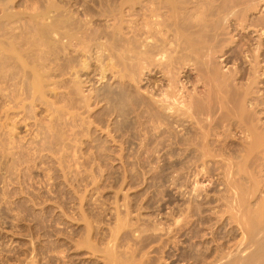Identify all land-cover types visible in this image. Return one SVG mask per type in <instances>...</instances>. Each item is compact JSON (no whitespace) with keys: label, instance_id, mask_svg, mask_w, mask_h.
Listing matches in <instances>:
<instances>
[{"label":"bare ground","instance_id":"1","mask_svg":"<svg viewBox=\"0 0 264 264\" xmlns=\"http://www.w3.org/2000/svg\"><path fill=\"white\" fill-rule=\"evenodd\" d=\"M13 1L0 0V117L2 118L3 116L4 118L2 120H4L5 122L7 121L9 123L11 122V126L19 125L20 122H25L26 120L31 121L30 119L33 118L31 117V114L35 109L34 108L35 103L40 102L42 100L43 96L46 93L45 92L46 89L48 90L50 86L58 85L60 79L59 80L57 79L58 81L55 79L58 76L63 77V75H68L69 77L67 78L68 79L70 78V81H67L68 86L66 84V79L65 81H62L64 77L61 80L65 84V86H67L66 88L69 89L67 90L66 88H64L67 90L66 93L68 94V96L67 98H65L67 100L65 101L66 103L63 104L64 106H60L58 109L55 108L54 111L57 114L61 113L60 115H64L65 113L66 116V113L69 114L68 111H70V108L75 109L76 107L75 105L78 100H76V103H74L75 104L74 107L72 106L73 105L72 102L76 98L78 99V97L80 99L82 98L80 97V95H82L81 90L85 81L83 82L81 80L79 81L80 76H82L80 74L85 71L83 75L88 76L90 74H93L98 76V80L103 84L104 91L99 93V91H97L96 89L95 90L92 89L93 91H91V93L89 92L90 94L87 97H84L86 98L84 100L87 101L85 102L87 104L88 102L90 103V101H92V103L95 104L97 103L99 104L100 102H102L105 110L104 116L108 119L113 117L114 123L112 126H115L113 127L114 129L111 130L110 129L111 126L108 124L107 127L105 126L107 131L106 135L109 137L108 139H110L111 137L115 143L119 141L121 142L120 144H127L126 146L133 145L135 141L136 143L134 147H136L137 149L136 150L134 149L133 152L136 153V157H138V159H140L141 156H142V160L144 161H145V159H143L144 157L146 158V161H148V159L150 160L161 159V162L163 161L165 163L164 166H166V170L168 168H172V169L174 168V170L172 171H175V174L176 172L177 173L179 172L178 175L180 176H177L178 178L174 177L175 178L174 182L172 181L170 182V184L171 183L172 185L175 184V186L181 185V188H185L186 190L188 189L189 192L187 194L189 196L187 197H191L190 199H187V197H185L187 200H189V202L186 207H183V209L174 210V208L176 207L173 208L169 205L170 211L168 210L169 212L165 213L166 217H164L165 216L163 215L164 213L162 214L163 209H165L162 206L156 205L157 206L156 207L155 205H150V204L149 206L147 205L148 206L147 210L149 209L148 210L149 213L155 214L156 216L155 218L159 216L160 217L156 221L147 220L149 218L148 217L146 219L147 222L145 224H144V220H142V223L140 222V220H138V222H140L139 224L142 226L140 227L139 224H137L138 226L136 225L137 227L136 228L134 227V229H132L133 231L131 230V228L133 227L129 226V223L131 221L128 223V225H125V222L122 220L123 224L120 223L121 225L116 227L117 228L116 230L114 229L116 232L111 231L113 232V234L112 233L109 234L110 235L109 237L111 238L112 241V246L111 244H109L110 247L113 250H115L114 248L118 246V245L116 246L115 244H119L120 242H123V238H124V240L127 239L128 242L132 243L130 246H132L133 248L131 249L133 253L136 252L137 249L140 250L142 249L141 251L152 250L153 252L154 251L158 252L164 249L163 247L167 246L168 244L170 246V243L175 238L187 237L186 240L192 239V241L193 239H195L196 241V239L202 238L203 234L201 232L202 231L201 227H203L204 224L207 225L209 224L210 216L207 217L206 213L204 215V212H208V211H206L207 208H204L203 206H205L204 203H207V200L209 198L207 199L208 197L207 194L206 195L205 194L201 195L202 193L200 194V191L201 190L203 191V189L199 191L200 189L199 187H201V184H203L202 183L203 180L201 182L199 180L204 175L208 176V174L211 175L217 171L218 173H221V176L223 175L224 177H226V179L224 177H223L224 179H222V180H226L222 183L224 186L223 191H225V193L230 192L231 190L230 191L228 190L234 188L232 191H235L237 193V191H239L235 187L237 185H235L234 182L232 181V179L236 177L233 178L232 174H235L236 172L237 173L244 172L245 171L244 168L247 165L246 163H248L250 160L252 161V159H253L252 161L253 164L254 161L256 162V160H258L257 162L258 163L260 162V164L262 163V160H264V121H262V119H264V93H260L259 91H256L257 89L256 87L258 85L257 82L258 79L261 80L259 82L264 83V65H261V63H264V21H261L259 23L261 25H257L255 23L256 20L254 19V14H256L254 12L259 11L260 8L264 6V0H106V1L104 0L75 1L74 0L73 4L70 6L71 7L78 6L80 8V11H78V13L81 14V16L82 15L90 16L91 14L93 16L97 13L98 15H100V17L102 16L110 19L111 23L105 24V26L103 24L102 29L100 28L101 26L99 25L98 31L91 29L92 27L90 28L91 24L89 22H91V20L87 21L83 19L80 20L77 17L74 18L75 13L71 11L72 9L71 7H69V9L71 8L69 10L68 7H65L64 5L58 6L55 5L54 2L50 3L49 1L50 4L49 3H47L48 5L45 4L46 5V6L44 5L45 8L43 6H42L43 8L40 7L41 5L39 6L40 9L38 10L41 11L39 12L36 7L39 5V2L37 1L34 2V0H26L21 5L24 8H27L26 11H28V9L29 10L31 9L32 13L28 14L29 13L28 12L26 16L24 15V17H22L23 15H19V13L14 12L15 8L13 12L11 11ZM27 2L28 4H26ZM33 3L34 5L35 3H37L38 5L33 6ZM43 9H45V11ZM34 10L38 12H35ZM22 11L23 10H21V12ZM33 11L35 13H33ZM25 17L27 20L23 21L22 18L24 19ZM262 18L260 19L264 20ZM19 21L23 22V23L21 22L23 24L21 29L20 27L18 28V25H16ZM9 24L10 26H12L11 29L10 26L8 27ZM257 27H259L258 30ZM15 28L21 30V32L23 31V28L25 29L27 28V31L25 29L23 31L25 36L23 34L21 36V38L23 39L20 38L22 42H18L15 40L19 36L17 34L18 31L15 30ZM14 30L16 31V34ZM237 30L242 31L243 35L240 37V40L237 41L238 45H236L237 46L236 50H234L233 53L231 52L230 54L228 53L226 54V52H228L232 47L229 45L234 43L231 42L233 39L232 37L233 35L231 34L233 33V31H237ZM255 31L259 33V36L257 35V37L259 38V42L256 48L253 49L251 48L252 38L250 39L248 35L251 32H255ZM243 37L247 38V40H244ZM63 40L66 41L63 42ZM68 49H70L71 52ZM243 56L245 58L246 57L249 58V61L245 59ZM217 57H221L220 58L221 62L219 61L221 64L216 62ZM57 62H61V63H57ZM244 62L248 63L249 69H245V67L242 66L244 65ZM230 63L235 65V68L234 69L232 68L231 69L232 71H230L229 69V72L228 71L223 72L222 68L223 69L227 68L226 66ZM218 64L220 65L225 64V66L218 67ZM80 66L82 68L78 69V67ZM74 80L77 83L75 82L73 84L72 82H74ZM241 80L244 81V84L241 83ZM61 81L60 83H62ZM61 85L62 84H60L59 86ZM262 88H264V86H262ZM61 89L63 90L62 87ZM51 91L52 90H50V92ZM54 93H55V97L58 96L56 92H53V94ZM258 93H260V95L257 96ZM63 100L64 99L62 98V101ZM42 101H44V99ZM73 115L76 116L77 114H73ZM73 115L70 114V118L73 117L76 118ZM14 118H17L18 120L17 119L14 120ZM108 119L105 120V122L108 121ZM72 120L74 121V119ZM111 121L112 120L110 119L109 122ZM72 124L71 125L68 124V126L75 127V124L77 123L75 122L73 125ZM89 124L92 125L93 122L92 124L91 123ZM63 126L68 127L66 125ZM109 126L110 128L108 129ZM0 131L3 132L4 136L6 135L9 136V133H11L9 131L6 130L3 131L1 129ZM112 131L114 132L113 135L109 136L108 134H110ZM237 131L239 132V134L242 135V137L236 140L234 139V136L236 135L235 133ZM74 132H76V130ZM74 134L75 133H70V135H73L70 137H76L74 136ZM63 135L64 134H62L61 137H66ZM1 136L2 134H0V137ZM115 138H117L118 140L116 141ZM53 139L54 138H52V140ZM70 139L72 140V138ZM59 140L62 141V139ZM64 140L66 141L65 138ZM3 142L0 139L1 147L5 145ZM45 143H46V139H45ZM45 143H43V145ZM235 143L239 144L240 147L242 148V150L240 149H239L240 151L238 150L237 156L235 155L237 150L234 153V149H231L232 147L230 146ZM51 144L52 143H50L49 146ZM54 144L56 146V143ZM44 148L42 149L44 150ZM48 148L46 147L45 149L48 150ZM66 148L68 149V147ZM119 148H123V147L120 145ZM107 151L108 150H106L105 152ZM240 152L242 153L244 152V155L242 154L244 157L240 156L241 155ZM239 153L240 155H238ZM12 154L14 153L12 152ZM120 154L118 158L120 157L119 159H122L123 155ZM134 156L135 154L133 153V157ZM238 156L243 158L241 159L239 157L241 160L244 161L243 163L241 162L243 170L241 167L240 169H238L239 171L231 173L230 171H232L235 168L233 167L235 164L233 163L234 161L233 159H235V157L238 159ZM224 161L227 163L224 164L225 163ZM150 163L151 162H149L148 164ZM251 165L252 164H250V166ZM157 166L158 167L156 170L154 169L152 170L153 171L152 174L160 175L163 172L162 171L163 167L161 166L162 167L161 169L159 165ZM254 166L255 167L257 166L258 168L259 165L256 164L253 165V167ZM247 169L249 170V168ZM258 170L259 171L258 173L256 171V174H264V170L261 169ZM245 172L244 174H246ZM230 173L232 175L231 177L228 176ZM253 173H254L253 171L250 172V175ZM184 175L186 176L185 178ZM187 175L189 177H187ZM247 175H249L248 171L246 176ZM126 176L128 175H125V177ZM252 177L253 175L250 178L252 180L254 179V181H251L250 184H252L253 186H251L250 184L249 185L250 187H253L252 189L253 191L254 189L256 191L260 189L259 188L260 185L264 187V185L260 184V182L258 183V180L255 179L257 176L255 178ZM189 178H191V180H188ZM202 179H204V177ZM262 179H264V177H262ZM250 180H247V182L248 181L250 182ZM188 181H191V184L188 185ZM153 185L155 184H152V186ZM210 185L211 182L209 186ZM209 186H207V188ZM250 187L247 188V190L250 189ZM218 189H221V187H219ZM262 190H264V188H262ZM241 191L242 189H240L239 192ZM183 192L184 191L182 190L181 192L182 196L184 194ZM251 192L252 191H250V193ZM222 193H221L222 197L223 195L230 196V198L232 196ZM253 193L255 195V191ZM181 194L179 196H181ZM187 194L185 193V196ZM241 194L243 195V197H245L244 195L246 194V192L245 193L241 192ZM238 196L239 194L237 195V197ZM233 197L234 196H232V198ZM247 198L249 197L247 196L246 199ZM81 199L83 198L81 197ZM171 199L173 198L171 197ZM220 199H218L217 202H219ZM226 199H229V197ZM237 199H238L237 200L238 203L241 205L242 202H240L241 200L239 199V197ZM205 200L206 202H204ZM222 200H225V197ZM221 201L219 203H222ZM228 201L230 203V199ZM228 201L227 204L226 202L224 203V201H223L224 204L223 203L222 204L224 206L228 205ZM261 204L259 205L260 207ZM237 205L233 204V206L237 207L235 208V210L237 209L238 211L239 209H241L239 207L242 206L239 205L237 206ZM228 206H230V204ZM231 206L227 208V210L230 209ZM245 207H246L244 208L246 209L245 211L251 212V210L250 211L247 210V205ZM129 208L130 207L127 208L126 206L123 212L124 217L129 216L130 214V212L128 211ZM138 208L136 209L137 211H139ZM130 209L132 210V208ZM232 209H230L231 211L230 216H232L231 214H234L232 212ZM142 210H140V212H142ZM218 210L220 211V209ZM255 211H252L253 216L250 215L252 212L249 215L247 213V216H251L249 218L244 216L246 215V212L244 213L243 211L244 215H242L243 213L241 212V215L246 218V220L242 223L244 224V226L248 227V228L245 227V229L247 228L246 230L249 232V234L247 233L248 237L251 235V239H252L254 235L257 236V239H254L255 238L254 237L252 240V242L254 241V246L251 244L254 247V248L252 247L254 251L249 253V249L247 246L246 247L248 250L247 249L246 250L248 252H246L245 250L246 247L245 248L242 247L244 249L243 254L245 252L247 253V255L245 256V254L241 255L242 251L240 249H238L240 252H238L237 249L236 250L234 249L238 253L234 254L235 251L234 253L233 251L230 252L236 255L235 257L234 255L233 257H231L230 255H227V253L229 252L223 251L226 253V256L224 255V258H220V260L223 261L225 258L227 259H225L224 260L225 262H223L222 264H264V237H261V235H259L260 233L264 235V222H260L259 221L260 216L258 217V215L260 214L262 215V212L259 211V213L257 212V214H254ZM234 212L237 213L236 211ZM227 213L226 214L229 216V212ZM239 213H237V215ZM224 214L222 215L224 216ZM135 215L137 216L139 214H135ZM237 217L236 218L231 217L230 220L236 219L237 223H241L238 222L239 217L238 219ZM117 218H119V216ZM261 218L260 220L262 221V219L264 218L262 219ZM162 219H164L165 222H162ZM225 219H226L225 221H229L231 223L230 220H227L229 218H225ZM119 220L121 219H118V221ZM118 221L117 224H119ZM229 222L226 223L228 224ZM242 223L241 225L239 224L240 228L243 225ZM126 229H130V231H126ZM122 230L124 232L126 231V233L128 232V235L125 234V236L124 237L122 236V239L119 240V243L114 242L115 244H113V239L116 238V241L118 239V236H116V234L120 235L121 234L120 231L122 232ZM203 230H205V226ZM117 231L119 232L117 233ZM131 231L132 233L134 232L132 235L134 239L132 240L127 238L129 237ZM254 232H256V234L252 236ZM257 233L261 238L258 237ZM200 234H202V236ZM88 237H89V233H88ZM205 237L207 236L205 235ZM127 240H125L124 242H127ZM247 240L248 238L245 241L248 242L249 240L248 241ZM175 242L177 243V241ZM125 244L129 246V243L128 244L125 243ZM84 245L86 246V244ZM120 245L122 246L123 244L120 243ZM176 245L174 244V246ZM128 246L126 249L129 248ZM108 249L109 248H107L106 251L104 252L105 256L103 255L104 259L106 260L105 264H119L121 261L119 262L118 261L119 259H116L113 256L115 255L114 252L111 249L109 250ZM124 250L122 248V251ZM129 250H127V252ZM221 251L220 252L216 251L217 253L219 252L218 256L219 255L221 256L220 254ZM124 252H126V250ZM123 254L126 255L127 253H122V255ZM143 254L145 255V253ZM239 255L244 257L243 258L241 256L239 257ZM60 256L61 257L56 256L59 257L56 258L54 257V255L51 256L46 255V258L48 260L46 258L45 260H47L48 263L50 262V264L52 261L54 262L57 261V263L55 262V264L58 263L62 264L63 261L67 260L65 259L67 257L66 255L64 256L60 255ZM147 256L149 255L147 254ZM147 256H144V259ZM139 258H138L139 263L141 264H154V262L147 263L145 260H147L148 258H146L143 261V259H141V255ZM149 258L151 257L149 256ZM104 259L103 261H105ZM129 259L131 260V258ZM148 260L150 261V259ZM47 261L45 262L46 264H48ZM151 261L154 260L152 259ZM203 261L207 262L206 260ZM203 261L202 263H204ZM67 263L68 262H66V264ZM136 263H138V261ZM213 263H216V261Z\"/></svg>","mask_w":264,"mask_h":264},{"label":"rangeland","instance_id":"2","mask_svg":"<svg viewBox=\"0 0 264 264\" xmlns=\"http://www.w3.org/2000/svg\"><path fill=\"white\" fill-rule=\"evenodd\" d=\"M24 1H26V0H14L13 4H12V8H11L12 10L11 11L13 12V10L15 8L14 12L19 13V15H23L22 17H24V15L26 16L28 12H29L28 14L32 13L31 9H30L31 12L29 9H28V11H26L27 8H24L21 5ZM36 1L39 2V5L37 3H35V5H34V3H33V6L38 5V6H36L37 10H38L42 6L45 8V6H46L45 4L49 3V1H50V3L54 2V4L58 5V6L64 5L65 7H68V9H69V7H71L70 5L73 4L74 0H67V1L66 0H55V1L54 0H34V2H36ZM75 1H77V0H75ZM78 1H80V0H78ZM96 1H98V0H96ZM101 1H103V0H101ZM104 1H106V0H104ZM69 2H71V3H69ZM26 4H28V2ZM71 8H70L71 11H73V13H75L74 18L77 17L80 20L83 19V20H87V21L91 20L92 23L89 22L91 24V25L89 24L90 28L92 27L91 29H94L96 31H98L99 25L101 26L100 28L102 29L103 24L105 26V24L111 23L109 18L102 17V16L100 17V15H98L97 13L96 14L93 13L96 15V16L93 15L94 17L92 16V14L90 16L89 15H87V16L82 15L81 16V14L78 13V11H80V8L78 6H76V7L73 6ZM21 10H23V11L21 12ZM43 10L45 11V9H43ZM34 11H33V13L38 12L39 10L35 11V12ZM25 12H26V14H25ZM39 12H41V11H39ZM22 13H24V14H22ZM254 13H256V14H254V19L256 20L255 23L257 25H261L259 23L261 21H264V20L260 19V18L264 17V6H262L259 11H256ZM262 19H264V18H262ZM22 20L26 21L27 19L25 17L24 19L22 18ZM257 21H259V22H257ZM21 22L22 21L18 22L21 25L18 23L16 24V25H18V28L20 27V29L23 25L22 24L23 22L22 23ZM99 22H100V24H99ZM9 26H10V24L8 25V27ZM11 27L12 26H10V29H11ZM23 27H25V26H23ZM24 29L25 28H23V31H24ZM258 29H259V27H257V30ZM15 30L18 31L17 34L19 35L17 37V39H15V40L18 42H22L21 39H23V38H21V36H22V34L24 35V32L22 31L23 32L22 33L21 30H19L17 28H15ZM25 30L27 31V28ZM255 32H251L253 35L251 33L248 35V37H250V39L252 38L251 48H253V49L256 48V46L259 42V38L257 37V35L259 36V33L258 32L255 33ZM242 33L243 32L240 30L239 31L238 30L233 31V33L231 34V35H233L232 36L233 39L231 42H234V43L229 45L232 47L230 48V50L228 52H226V54L227 53L230 54L231 52L233 53L234 50H236V48H237L236 45H238L237 41L240 40V37L243 35ZM15 34H16V31H15ZM27 36H28V34H27ZM18 39H20V40H18ZM243 39L247 40V38H244V37H243ZM65 41L66 40H63V42H65ZM68 50L71 52L70 49H68ZM245 56H246V54H245ZM220 58L221 57H217V59H216L217 63L221 62ZM245 59H247L249 61V58L246 57ZM245 62H244V65H242V66L245 67V69H249L248 63H245ZM57 63H61V62H57ZM220 64H218V67L219 66H222V67L225 66V64L224 65L223 64L220 65ZM231 64L232 63L228 64L226 66L227 68H224V69L222 68V71L223 72L224 71L229 72V69H230V71H232L231 69L232 68L234 69L235 65H233V64L231 65ZM261 65H264V63H261ZM79 68L81 69L82 67L80 66V67H78V69ZM83 73L80 74L82 76H80V79H79V81L80 80L82 82L85 81L83 86H82V90H81L82 95H80V97H82V98L80 99L78 97V99L77 98L76 99L74 98L75 100L73 99L75 101V102L74 101L72 102L73 107L75 105L74 103H76V100H78L76 105H75L76 110L74 108L73 109L70 108V111H68L69 114L66 113V116H65V113H64V115H60L61 113L57 114V113H55L54 110H55V108L58 109L60 106H64L63 104L66 103L65 101L67 99H65V98H67V96H68L66 91L69 90L66 88L68 86L67 81H70V78L69 79L67 78V77H69L68 75H63L64 78L62 76H58L55 79V80L60 79V81L62 80V78H63L62 81H65V79H66L67 86H65V84L62 81H61L62 83H60V81H59L58 85H53V86H50V88H48V90L46 89L48 92L45 90V92L47 94L45 93V95L42 98V100L44 99V101L41 100L42 102L40 101V102L35 103V106H34L35 109L33 110V113L31 114V117H33L34 119L33 118L30 119L31 121L26 120L25 121L26 123L20 122L19 125H15V126L12 125L11 126V122L9 123L7 121L5 122L4 120H2L4 118L1 114L2 118L0 117V123H1L0 125H2V126H0V129L3 131H5V130L9 131L11 133L8 132L9 136L8 135L4 136L3 132L0 131V134H2L0 139L2 140V142L5 141V142H3L5 145H3V147L0 146L1 147L0 148V261H1L0 264H14V263L15 264H46L45 262L48 260L46 258V255H49V256L54 255V257H56V256L61 257L60 255H62V256L66 255L67 258H65V259H67V260L63 261L62 264H64V263L66 264V262H68L67 264H69V261H70V264H72V262H73V264H105L106 260L104 259L103 255L105 256L104 252L106 251L107 248L111 249L114 252L115 255H113V256L116 259H119L118 261L119 262L121 261L120 262L121 264H123V263L124 264H128V263H130V264H134V263L135 264H141V263H139L140 255H141V259H143V261L146 258H148V259H150V261L148 259L145 261L147 263L154 262V264H160V263L161 264H178V263L179 264H195V263L196 264L197 263L198 264H217V263L222 264L223 262H225L224 260L227 259V258H225L223 261L220 260V258H224V255L226 256L225 252H229L230 254L227 253V255H230L231 257H233L234 254L240 252L238 249H240L242 251L241 255L243 254L244 249L242 247L245 248L247 246L249 249V253L254 251V249H252V247L254 246V241L252 242V240L254 237H255L254 239H257V236L254 235V234H256V232H254L252 234V236L254 235V237L252 239H251V235L248 237L247 233L249 234V232L246 230L248 227L244 226V224L242 223L246 220V218L243 217L242 215H244V213L246 212V215H244V216L249 218L251 216H247V213L249 215L252 211L256 210L254 214H257V212L259 213V211H261L262 215L260 214V215H258V217L260 216V218H261L262 216H264V207H262V206H264V204H261V203H264V200H262V199H264V190H262V188H264V187H262L260 185V184L264 185V181H262V180H264V179H262V177H264V174H256V171H257V173L259 171L258 169L264 170V167H262V166H264V160H262L261 164H260V162L259 163L257 162L258 160H256V162L254 161V164L252 162L253 159H252V161L250 160L251 163L248 160L249 162L246 163L247 165L244 168V170L246 172L245 171L244 172L247 174V171H248L249 175H250V172H252V171L254 173L251 174L250 176L247 175L248 176L247 177L246 174H244V172H241V173L236 172V171H239L238 169H240L242 167V163L244 161L241 160L243 158L240 156H243L244 152L243 153L240 152L241 155H240V153L238 154V155H240V156H238V159L235 157V159H233L234 161L232 160L233 163H235L233 167L236 168V166H237V168L236 169L234 168L233 169L234 171L232 170L230 172L231 173L236 172V173L232 174L233 176L230 173L228 176H230V177L232 176L233 178L236 177V178L232 179L234 184L237 185V186H235V185L234 186L239 191H240V189H242V191H241L242 193L246 192V194L244 195L245 197H243V195L239 191H237V193L235 191H232L234 188L228 190V191L231 190L232 192L230 191V192L225 193V191H223L224 186L222 183L226 180H222V179H224V178L226 179V177H224L223 175L221 176V173H218L217 171L216 172L214 171L215 175L214 174H211V175L208 174V176L204 175L203 176L204 179H202L203 178L202 177L199 180L200 182L203 180L202 181L203 184H201V187H199L200 189L199 188H197V189H199V191L201 189H203V191L202 190L200 191V194L201 193H202L201 195L207 194V196H208L207 199L209 198L207 200V203H204V202H206V200L203 202L205 205L203 207L207 208L206 211H208V212H204V215L206 213L207 217L210 216L209 217L210 218L209 224L208 225L204 224L203 227H201L202 228L201 232H202L203 236H202V234H200V235L202 236V238L196 239V241H195V239H193V241H192V239L186 240L187 237H181V238L179 237V238H175L172 241V242L177 241V243L171 242L170 246L168 244L167 246L163 247L166 251L164 249H162L161 251H158V252L157 251L153 252L152 250L151 251L149 250L150 251L149 252L146 250L141 251L142 249L141 250L137 249L136 252L133 253L131 250L133 248H132V246H130L132 243L128 242L127 239H125V240H127V242H124L125 241L124 238H123V242H120L121 244H123L122 245L123 247L119 243V240L122 239V236L124 237L125 234L128 235V232L126 233V231H130V229H126L125 232L123 230H122V232L120 231V233H121L120 235L116 234V236H118L117 241H116V238L113 239V244H115L117 242L119 243V244H115L116 246L118 245L117 247L114 248V246H113V248L116 251L110 247L109 244H111V246H112V241H111V238L109 237L110 236L109 234H111V233L113 234V232H111V231H115L117 229L116 227L123 224L122 220L125 222V225H128V223L131 221L129 223V226L133 227V228H131V230H132V229H134V227L136 228L138 226L137 224H139L140 222L142 223V220H144V224H145L147 222V220L156 221L160 217L159 216V217L155 218L156 217L155 214L149 213V211H148L149 209L147 210V207L149 206V204L155 205V206L159 205V206H162L163 208H165V209H163L162 214L164 213L163 215H165L164 217H166L165 213L166 212L168 213L170 211L169 210L170 206L173 208L174 207L177 208V209L174 208V210L183 209V207H186L188 205L189 200H187V199H190L191 197H187V196H189L187 194L189 192L188 189L186 190L185 188H181V185L178 186L176 184L177 186H175V184H173V185H172V183L170 184V182H172V181L174 182V179H175L174 177L178 178L177 176H180V175H178L179 172L178 173L176 172V174H175V171H172V170H174V168L173 169L168 168L166 170V166H164L165 163L163 161L161 162V159H152V160L148 159V161H146V158L144 156H143L144 157L143 159H145L146 162L144 160H142V156L140 157V159H138V157H136V153L133 152L134 149L135 150L137 149L136 147H134V145L136 143L135 141H134L133 145L126 146L127 144H120L121 142H119V141L115 143L111 137H110V139H108L109 137L106 135L107 134L106 127L108 124L111 126V128L109 126L108 129L109 128L111 130L114 129L113 127H115V126H112L114 123L113 117L108 119L104 116L105 110H104L102 102H100L99 104L98 103L95 104V103H92V101H90V103L88 102V104H87V103H85L87 101L84 100V99H86L84 97H87L91 93V91H93L95 89L97 91H99V93L104 91L103 90V88H104L103 84L98 80V76L93 75V74L86 76V75H83ZM59 77H61V78H59ZM75 80H74V82H72L73 84L76 82ZM77 81H78V79H77ZM242 81L243 80H241V83L244 84V81L243 82ZM259 81H261V80L258 79V81H257L258 85L256 88L258 90L256 89V91H259L260 93H264V88H262V86H264V83L259 82ZM59 83L62 85L59 86L60 85ZM245 83H246V81H245ZM260 84H261V87H260ZM63 85H64V87H63ZM61 87L63 88V90L61 89ZM64 88H66L67 90ZM260 88H262V89H260ZM49 89L52 91L50 92ZM61 90L64 92H62ZM53 92H56V94L58 96L55 97V93L53 94ZM61 92H62L63 96L61 95ZM260 93H258L257 96L260 95ZM62 98L64 99L63 101H62ZM60 100H61V102H60ZM59 102L62 104H60ZM78 102H80V103H78ZM84 103H85V105H84ZM101 104H102V106H101ZM79 108H81V109H79ZM67 110H69V109H67ZM70 114L71 115L77 114L78 116L73 115L76 118H74V117L70 118ZM58 115H60V116H58ZM60 117L63 119H61ZM65 117H67V118H65ZM78 118H80V119H78ZM16 119L17 118H14V120H16ZM72 119H74V121L77 123V124H75V127L74 126H71V127L68 126V124L71 125L74 122ZM107 119H108V121H106L107 122L106 123L105 120H107ZM110 119L112 120L111 122H109ZM66 120L68 123L66 122ZM262 121H264V119H262ZM2 122H5V123H2ZM88 122L91 124L93 122V124L94 123L95 124L90 125ZM63 125H66L68 127H65ZM73 127L75 128L76 132H74L75 130ZM50 128H52V129H50ZM103 129H105V130H103ZM70 133H75L74 136H76V137H70V136H73V135H70ZM113 133L114 132L112 131L110 133L111 135L110 134H108V135L112 136ZM62 134H64L63 136H66V137H61ZM235 134H234L235 135L234 139H236V140L238 138L242 137V135L239 134L238 131ZM58 135H59V137H58ZM68 136L70 138H72V140ZM52 138H54V139L52 140ZM58 138L62 139V141H64V142H62ZM64 138L66 139V141L68 140L67 141L68 143L64 140ZM73 138H74V140H73ZM45 139H46V143H45ZM47 139H48V142H47ZM109 140H111L113 143ZM115 140L117 141L118 139L115 138ZM53 141H54V143H56V146L53 143ZM49 142L52 143L50 146H49V144H50ZM61 142H62V144H61ZM6 143H7V146H6ZM43 143H45V144L43 145ZM69 144H71V145H69ZM119 144L123 148H119V146H120ZM96 145H97V147H96ZM230 146L232 147V148L230 147L231 149H234V153L237 150L236 154H235L236 156H237L238 150L239 149L242 150V148L240 147L239 144L235 143V144L230 145ZM44 147L45 148L51 147V148H48V150H47ZM66 147H68V149ZM75 147H77V148H75ZM4 148H5V150H4ZM42 148H44V150ZM49 149H51V150H49ZM106 150H108V151L105 152ZM121 150H123V151H121ZM7 151H8V153H7ZM99 151H100V153H99ZM12 152L15 155L12 154ZM104 152H105V154H104ZM120 153L123 155L122 156L124 158V159L122 158L123 161H122V159H119L120 157L118 158ZM133 153L135 154L134 157H133ZM94 154H96V155H94ZM98 155H101V156H98ZM136 160H137V162H136ZM158 160H160V161H158ZM147 162L148 163L151 162V163L148 164ZM154 162H155V164H154ZM221 162H223V161H221ZM121 163H122V165H121ZM226 163L227 162H225L224 164H226ZM240 163H241V166H240ZM255 163L259 165L258 168H257V166L253 167V165H256ZM250 164H252V165L250 166ZM137 165H138L139 170L137 168ZM157 165H159V167H161V166L163 167V170H162L163 172L160 175L159 174H152V172H153L152 170L153 169L156 170L158 167ZM140 166H142V167H140ZM162 167H161V169H162ZM247 168H249V170ZM250 168L253 170H251ZM242 170H243V167H242ZM171 172L173 173V175ZM129 173H131V174H129ZM254 174H255V176H254ZM125 175H128V176L125 177ZM151 175L154 177H152ZM185 175H184V178L186 177ZM252 175H253L252 178H255L257 176L255 179L258 180V183L260 182V184H259L260 189H258L257 191L254 189L255 195L253 193L254 191L252 190L253 187H250V185L253 186L252 184H250L251 181H254V179L252 180L250 178ZM187 177H189V176L187 175ZM206 177L208 178V180ZM211 179L212 180L214 179V180L212 181ZM260 179H262V180H260ZM188 180H191V178H189ZM235 180L237 181L238 184L236 183ZM245 180H246V182H245ZM247 180H250V182L248 181L249 182L248 183ZM155 181L156 182L158 181L157 185H156ZM206 181H208V182H206ZM151 182H152V184H155V185L152 186ZM210 182H211V185L209 186ZM189 184H191V181H188V185ZM147 185L148 186L151 185L152 187L151 186L148 187ZM239 185H242V186H239ZM244 185H245V187H244ZM207 186H209L210 188L209 187L207 188ZM218 186L221 187L222 191H221V189H218L219 188ZM177 187H178V189H177ZM179 187H180V189H179ZM249 187H250V189L247 190V188H249ZM244 188H246V189H244ZM181 189L184 191L183 192L184 197L181 194V192H182ZM180 190H181V192H180ZM250 191H252V192L250 193ZM220 192L221 193L224 192L222 194L232 195V196H234L233 198L237 197V195L239 194L238 197L241 200L240 202H242L241 205L237 201L238 197L235 198L236 200L233 199L232 196H231L232 199L230 198V196H226V195L225 196L223 195V197H222ZM185 193L187 194L186 196H185ZM216 193H217V195H216ZM180 194H181V196H179ZM235 194H236V196H235ZM156 195H158V196H156ZM246 195L249 198L246 199V197H247ZM169 196H170V198H169ZM218 196H219V198H218ZM81 197L83 199H81ZM151 197H153V198H151ZM171 197L173 199H171ZM185 197H187V199ZM224 197H225L226 201L222 200ZM228 197L230 199V203L228 201L229 199H226ZM155 198H156V200H155ZM217 198L218 199L221 198L219 200V202L222 200L221 201L222 203L224 201V203L226 202V204H227V201H228V205L230 204V206L231 205L233 206V204L234 205L238 204L239 206H242L243 208L239 207L241 209H239L238 211L240 212L243 209L241 212L243 213V211H244V213L241 215V212L239 213L237 211V209L235 210V208H237V207L231 206L230 209L233 208L232 212L234 214H231L232 216H230L231 211H230V209H228L229 211L227 210V208H229L230 206L225 205L226 206V208H225V206L223 205L224 203L222 204V203L217 202V200H218ZM144 199H145V201H144ZM157 199H159V200H157ZM243 199L246 202H244ZM160 200H162L163 203ZM233 200H235V201H233ZM168 201L170 204L168 203ZM144 202H146V203H144ZM236 202H237V204H236ZM151 203H154V204H151ZM259 203L261 204V207L259 206L260 205ZM124 204H125V206H124ZM221 204H222V206H221ZM176 205L177 206L179 205V206L177 207ZM246 205H247V210L248 211L251 210V212L245 211L246 209H244V208H246L245 207ZM126 206H127V208L128 207L132 208V210L130 208L128 209V211L130 212L128 217H124V214H123ZM223 206H224V208H223ZM140 207H141V209H140ZM145 207H146V209H145ZM137 208L139 209V211L136 210ZM254 208H255V210H254ZM258 208H259V211H258ZM119 209H121V210H119ZM209 209H212V210H209ZM218 209H220V211L221 210L222 211L220 212ZM224 209H226V210H224ZM140 210H142V212H140ZM233 210L236 211L237 213H239L240 215L239 214L237 215V213H235ZM116 211H117V213H116ZM225 212L226 213L229 212V216L227 215L228 213L226 214ZM135 214H139V215L136 216ZM222 214H224V216H226V217H224ZM130 215H131V217H130ZM234 215L236 217L238 216L239 219H238V217H237V219L239 221L238 220L237 221L241 222L243 224L241 226V228H240L241 223H237L236 219L230 220L231 217L236 218ZM250 215L253 216V212ZM118 216H119V218H117ZM225 218H229L227 220H230L232 225L229 221H225L226 220ZM260 218H259V221L264 222V219H262L264 217L261 218L262 221L260 220ZM118 219H121V220L118 221ZM138 220H140V222H138ZM117 221L119 222V224H117ZM218 221H219V223H218ZM162 222H165L164 219H162ZM226 222H229L230 224L229 223L227 224ZM233 222H234V224H233ZM236 224H238V225L240 224V225L238 226ZM139 226L141 227L142 225L139 224ZM204 226H205V230H203ZM242 227H243V229H242ZM245 227H247V228L245 229ZM240 229H242V230H240ZM132 231L129 234V237H127V235H126V237L128 239H131V240L134 239V237L132 236L134 232L132 233ZM87 232L89 233V237H88ZM118 232L119 231H117V233ZM212 233H213V235H212ZM205 235L207 237H205ZM257 235H258V233H257ZM259 235H261V237H264V235H262V233H260ZM259 235H258V237L261 238ZM130 237H132V238H130ZM203 237H205V238H203ZM246 237L249 240V241L248 240L247 241L249 242L250 246L248 245V242L245 241L247 239ZM178 239H179V241H178ZM109 240L111 241V243ZM131 240H129V241H131ZM192 242H194V243H192ZM80 243H81V245H80ZM125 243H127V244L129 243V246L126 245ZM82 244H83V246H82ZM84 244H86V246ZM171 244H173V245H171ZM174 244L175 245L177 244V245L174 246ZM226 244H227V246H226ZM127 246L130 248V250H129V248L126 249ZM231 247H232V250H231ZM247 247L245 248V250L247 249ZM122 248H123V250L125 249L126 252H124L125 250L122 251ZM79 249H80V251H79ZM234 249L235 250L237 249L238 252L235 251ZM97 250H99V251H97ZM108 250H107V252H108ZM127 250H129L131 254L129 253V251L127 252ZM139 250H140V252H139ZM247 250H246V252H248ZM91 251H93V252H91ZM216 251H219V252L221 251V253H220L221 256L219 255L220 257L218 256L219 252L217 253ZM223 251H225V252H223ZM230 251H233V253L235 251V253L233 254ZM246 252L244 253L245 256L247 255ZM51 253H53V254H51ZM63 253H66V254H63ZM122 253H127V254L126 255L123 254L124 255V257H123ZM128 253L131 256H129ZM136 253L139 255H137ZM140 253H142V254H140ZM143 253H145V255ZM29 254H30V256H29ZM147 254L154 261H151L152 259L149 258V256H147ZM143 255L147 256V257L144 259ZM241 255H239V257ZM216 256H217V259H216ZM230 256H227V257H230ZM235 256L236 255H234V257ZM59 257H56V258H59ZM122 257H123V260H122ZM218 257H219V259H218ZM39 258H40V260H39ZM45 258L47 260H45ZM73 258H74V260H73ZM102 258L105 261H103ZM126 258L128 259L129 262L127 261ZM129 258H131V260ZM30 260H31V262H30ZM32 260H33V262H32ZM203 260H206L207 262H204ZM137 261H138V263H136ZM202 261L204 263H202ZM212 261L213 262L216 261V263H213ZM55 262L57 263V261H55ZM55 262L52 261L51 264L52 263L55 264ZM47 263H48V261H47ZM48 264H50V262ZM58 264H61V263H58Z\"/></svg>","mask_w":264,"mask_h":264}]
</instances>
